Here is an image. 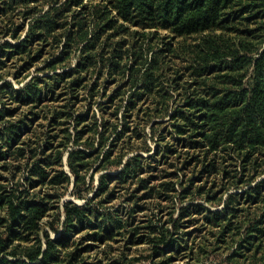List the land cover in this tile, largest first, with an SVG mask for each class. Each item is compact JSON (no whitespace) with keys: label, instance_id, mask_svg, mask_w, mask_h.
<instances>
[{"label":"trees","instance_id":"1","mask_svg":"<svg viewBox=\"0 0 264 264\" xmlns=\"http://www.w3.org/2000/svg\"><path fill=\"white\" fill-rule=\"evenodd\" d=\"M5 35L15 43H0V77L7 59L23 62L17 78L46 53L53 57L41 69L52 71L74 53L76 65L60 77H72L91 103L99 78L104 87L120 84L109 94L102 88L100 118L79 125V117L73 148L67 139L24 140L23 119L0 128V160L26 155L29 182L0 184V264H101L94 243L113 239L127 221L98 216L90 201L135 177L134 191L164 201L169 215L140 236L151 264H264V0H0ZM35 80L17 95L5 90L10 82L0 84V121L11 113L7 99L38 103L46 86L69 87ZM65 153L74 187L89 157L101 154L96 168L117 172L101 174L84 204H62V230L52 239L40 234L50 199L32 189L63 166ZM67 178L62 171L47 182ZM83 231L77 242L73 234ZM125 233L134 242L135 230Z\"/></svg>","mask_w":264,"mask_h":264},{"label":"rangeland","instance_id":"2","mask_svg":"<svg viewBox=\"0 0 264 264\" xmlns=\"http://www.w3.org/2000/svg\"><path fill=\"white\" fill-rule=\"evenodd\" d=\"M48 7V1L44 3L43 11ZM28 26L26 25L23 30L21 37L27 31ZM215 33H219L216 31ZM210 33L204 35L194 36L188 39L185 44H196L203 36L209 35ZM15 43L14 38L5 35L0 36V43L2 42ZM9 45V44H8ZM42 47V43L38 44ZM51 53H46L36 61L31 63L30 68L25 73H20L16 78L14 73L18 71V67L22 61L16 60L15 58L6 60V68L2 71V76L0 77V84L3 82H10L11 85H7L5 90L10 93V95H17L18 90L28 83L32 77L38 78L35 80L37 84H46L54 82L55 79H61L62 82L67 83L69 87L62 90L56 89L54 92L47 91V86L45 90V97L42 101L38 103H26V100L11 102V100H6V109L11 113L8 116H4V120L0 121V128L3 127L7 121H17L18 119H23L26 121L29 128L23 131L21 138L29 141H33L35 138H41V140H53V142L58 143L62 140H68V149L72 147V139L75 137V125L77 122H81L79 117H82V122L79 125L87 124L92 122L94 119L100 118L102 114L101 105H106L105 98L100 95L104 83L107 79L104 77L99 78V84L96 89L99 90V95L95 97L93 103L90 102L87 91L83 88H73L71 87V81L73 78H61L60 75L68 71L71 67H74L77 62L76 54L71 55L69 66L58 68L54 71L51 69H41L47 64V62L52 58ZM54 73V74H53ZM57 75L58 77H54ZM87 78V79H86ZM85 85H90L96 79V75L85 77ZM88 82V83H87ZM120 84L107 83L104 87L107 94ZM22 94V93H21ZM7 98V97H5ZM92 106L88 110L87 105ZM109 111H112V107ZM122 112V110H121ZM119 112V115L120 113ZM52 128V129H51ZM67 134L70 135V139L67 138ZM84 141L87 134L82 133ZM95 142H97V135H95ZM149 144L153 146L150 141ZM108 146V145H107ZM105 146L104 148H106ZM75 147V146H74ZM87 151H90L87 150ZM151 153V152H149ZM149 153H142L143 155H148ZM101 154L97 156L89 157L88 165L80 175L78 184L74 187V176L65 165L66 163V153L62 157L63 166L60 168H52L49 172L44 183L39 184L37 187L32 189L33 191L44 193L50 199L51 207L47 211L46 215L41 220V231L40 234L43 236V232H47L49 237L54 239L58 237L62 230V220L64 218L62 204L65 201L71 200L77 205L84 204L88 199H91L97 186L99 177L103 173L114 174L117 172V167H101L96 168L99 163ZM16 159V160H15ZM15 159H11L8 163H4L0 160V184H5L9 186L15 181L28 184L26 167V155H22V158L18 155ZM30 161V158L28 162ZM18 166L20 167L19 170ZM168 169V168H167ZM166 169V170H167ZM173 170L172 168H169ZM64 172L67 175V180L62 183H49L47 180L53 178L60 172ZM147 176V174L145 175ZM144 177V176H142ZM138 177L133 178L132 181H128L124 184L112 183L110 189L107 192L99 193L98 196L90 201L92 206L95 207V213H104L110 215L113 220L121 218L127 223L117 232L113 239L106 241L105 243H94V249L92 251H98L99 257L102 259L101 264H113L114 261L119 263H129V264H151L148 256L150 255V244L140 236L144 235L145 232L149 231L147 225L155 226L159 220L168 219L169 215L164 201L159 205L152 199H147L142 196L143 191L134 189L138 185ZM151 182L149 183V185ZM95 197V196H94ZM93 197V198H94ZM140 197V198H139ZM165 207V208H164ZM174 215H178V208L175 210ZM52 227V228H51ZM135 230L134 242L127 240L128 234L123 232H128ZM89 231V230H87ZM122 231V232H121ZM184 231V230H182ZM86 231L80 233H74V238L79 240ZM130 233V232H129ZM86 243H93L92 241H86ZM182 263V262H180Z\"/></svg>","mask_w":264,"mask_h":264}]
</instances>
